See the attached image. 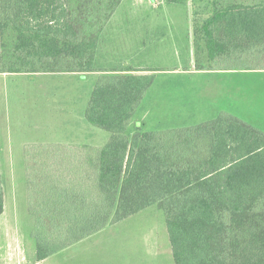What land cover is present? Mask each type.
<instances>
[{"label": "trees", "instance_id": "16d2710c", "mask_svg": "<svg viewBox=\"0 0 264 264\" xmlns=\"http://www.w3.org/2000/svg\"><path fill=\"white\" fill-rule=\"evenodd\" d=\"M122 1L0 0V74L104 72L84 115L111 134L107 142L27 161L37 261L158 205L175 264H264V131L225 111L191 127H139L153 76L94 68ZM206 1L210 14L191 26L198 69L264 71V0ZM4 175L0 161V215Z\"/></svg>", "mask_w": 264, "mask_h": 264}, {"label": "rangeland", "instance_id": "374dc122", "mask_svg": "<svg viewBox=\"0 0 264 264\" xmlns=\"http://www.w3.org/2000/svg\"><path fill=\"white\" fill-rule=\"evenodd\" d=\"M209 12L206 0H166L158 5L123 0L108 22L94 68L130 65L153 76L134 117L139 127L152 131L191 127L216 118L223 106L228 114L264 131V71H195V37L189 33L194 31L193 21H203ZM102 73L0 75V161L6 174L0 264H175L158 205L37 261L34 220L27 206V165L33 157L45 163L53 154L62 159L71 148L79 152L80 142L85 152L99 139L107 142L111 134L78 111L82 114L83 108L85 114L83 104ZM215 80L225 82V87H214Z\"/></svg>", "mask_w": 264, "mask_h": 264}, {"label": "crops", "instance_id": "0c3cea01", "mask_svg": "<svg viewBox=\"0 0 264 264\" xmlns=\"http://www.w3.org/2000/svg\"><path fill=\"white\" fill-rule=\"evenodd\" d=\"M192 26V25H191ZM190 35L192 34L191 33V31H190V33H189ZM196 59H197V55H196ZM200 61H202V64H204V65H207V53L205 52V51H201V58H200ZM125 66H128V65H125ZM196 67H197V63H196ZM195 71H198V72H204V73H217V74H219V73H228V72H236V70H212V69H198V67L196 68V70ZM96 72H98V71H96ZM96 72H36V73H26V74H30V75H40V74H43V75H47V74H56V73H65V74H71V75H74V76H88V75H93L94 73H96ZM7 73V72H6ZM6 73H2L3 74V76H1V77H5V74ZM8 74H10V73H8ZM7 74V75H8ZM216 74V75H217ZM1 75V74H0ZM223 75V74H222ZM216 82H217V84H214L215 86L214 87H216V85L219 87H221L222 86V88H224L225 87V85H224V83L225 82H222V81H217V80H215ZM226 85H228V84H226ZM92 93V92H91ZM90 93V94H91ZM90 99V98H89ZM87 102H89V101H87ZM86 103V102H85ZM88 104V103H87ZM87 104H83V107H85V105H87ZM82 105V104H81ZM220 109H221V111H225V108L223 107V106H220ZM84 109L82 108V114H81V111L80 110H78L79 111V113H80V115L81 116H85L84 115V111H83ZM86 110V109H85ZM77 112V111H76ZM77 114H78V112H77ZM100 141H96V142H94L92 145V149H94V148H96V149H98V148H101L103 145H104V141H105V139H99ZM78 144H80L79 146H81L80 148L82 149V150H80L81 151V153H87V151L85 152V149L83 148V146H82V144H83V142H80V143H78ZM87 143H85V145H86ZM78 147V146H77ZM89 151V150H88ZM84 154H82V156L84 155Z\"/></svg>", "mask_w": 264, "mask_h": 264}, {"label": "built area", "instance_id": "2783aa9c", "mask_svg": "<svg viewBox=\"0 0 264 264\" xmlns=\"http://www.w3.org/2000/svg\"><path fill=\"white\" fill-rule=\"evenodd\" d=\"M149 1L153 3L154 5H158V4L165 2L166 0H149Z\"/></svg>", "mask_w": 264, "mask_h": 264}]
</instances>
